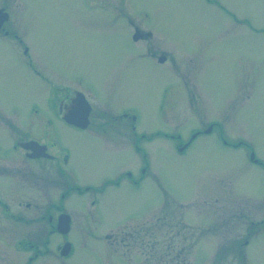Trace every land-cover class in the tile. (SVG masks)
<instances>
[{
  "label": "rangeland",
  "instance_id": "374dc122",
  "mask_svg": "<svg viewBox=\"0 0 264 264\" xmlns=\"http://www.w3.org/2000/svg\"><path fill=\"white\" fill-rule=\"evenodd\" d=\"M0 8L10 15L9 37L0 41V143L16 128L42 143L53 135L69 147L74 176L68 180L51 161L25 166L42 171L53 193L67 183L82 188L54 203L72 219L71 254L58 259L54 242L64 239L44 243L55 228L47 216L57 213L36 185L13 175L6 198L13 212L20 200L40 203L41 212L26 215L44 219L26 226L0 211V235L2 226L10 235L0 239V264H183L189 252L191 264H264V0H0ZM131 21L151 32L149 40L133 41ZM24 45L39 76L24 66ZM150 48L162 49L166 63L147 57ZM68 80L92 87V105L105 106L109 122L114 111L132 108L134 134L145 135L139 149L126 129L129 147L112 152L58 123L49 136L32 105L45 118L50 85ZM194 130L201 133L179 153ZM4 159L14 170L24 153ZM119 176L122 187H108L90 207L103 180ZM131 178L140 181L137 190ZM9 181L0 174V190ZM121 231L123 242L114 236ZM21 236L39 244V257L15 250ZM126 252L128 260L119 256Z\"/></svg>",
  "mask_w": 264,
  "mask_h": 264
},
{
  "label": "flooded vegetation",
  "instance_id": "af4514ba",
  "mask_svg": "<svg viewBox=\"0 0 264 264\" xmlns=\"http://www.w3.org/2000/svg\"><path fill=\"white\" fill-rule=\"evenodd\" d=\"M0 9L4 10V8H0ZM8 16H9L8 20L5 21L4 24L0 26V34L2 33L3 34L2 36H4L3 38H1L0 36V41H2V39H6L9 37L8 31L4 29V25L7 22L9 23L10 21L9 13ZM131 22L133 28V35L136 32L138 35L136 43L144 40H149L147 38L151 37V32L141 29L139 28L140 25L135 24L133 21ZM23 47L24 49L22 53L24 55L22 54L23 56L22 59L26 70H28L34 76L37 75L39 76L40 75L39 72L35 69V67L32 64V61L28 57L27 54L28 48L25 45ZM146 55L147 57L151 58L153 61L158 62L160 64H165L168 59L165 53L162 51V49L161 52H159L158 54V52L155 49L150 48L147 50ZM162 57L164 58V60L160 61ZM63 85L65 86L61 87L56 84H51L50 89L47 90L46 98H45L46 105L44 107L45 109L43 110L45 118H43L41 114H38L37 110L39 106L32 105L33 113L31 115L36 116V118H41L45 120L43 122L42 127L47 129V131L49 132V136L52 135L51 131H53L54 127L58 123L59 126L62 125L71 130H75L78 133L87 135L90 138L89 139L90 142H96V141L100 142L101 150L104 151L108 149L110 152H112V151H116L119 148H120L119 150H121L123 149V147H129L127 138L126 141L125 137L121 135V132L124 129H126L125 134L127 131H130L131 137H133L130 142L132 149L133 150L139 149L138 140L140 137L144 138L145 135L137 136L134 134L135 132L138 131V118L136 117V114L132 112L133 111L132 108H123L114 111L113 114L110 116L111 121L109 122L106 119L107 110L105 106L99 104L97 107H94L92 105V103H94L96 106L97 98L96 96H93L90 93V91H92L91 86L89 85L85 86L80 84L79 82H73L70 80L66 81V84ZM49 111H53L52 115L55 120L50 118L51 116L49 115ZM212 127L213 126L208 127L207 130H205V133H210L212 131ZM13 130H14L12 131L13 134L10 135L9 138L7 139V144L4 146L3 144L0 143V159H1L0 174L6 175V177L10 179V181L6 183L7 186L5 188L2 187L0 190V211L2 212V215L5 216L6 220H12L18 223H25L26 226H31L32 224L36 225L37 223H40L44 219L43 213H40L39 216L37 214L34 219L30 220L28 215H26V211H31V209H33L36 213L41 212L43 210L42 204L40 203L33 204V208H32V202L31 203L22 202L20 200L17 203V206L19 207L18 209L19 211L16 210L15 212H13L11 205L6 199L8 198V196H10L8 190H12L10 187H8V185L11 184L10 182L12 179H15L13 175H15L17 178L21 180L20 183L26 184V182H29L31 184L36 185L32 188L36 191L35 194L37 195V197L39 199L44 198L45 200L49 201L48 205H50V207L52 208L50 210L57 213L55 217L52 215V213L48 214L47 216V221L49 222V225L51 227L54 226L55 228L49 230V235L46 236L44 243L47 246L48 244L52 243L54 237L58 235V237L61 236L64 239L63 241L64 244V242H68L67 237L72 229V222H70V229L67 233L61 234L58 231L59 216L65 213V211L54 206V203L56 202L61 192L62 194L60 195V197L63 200L70 195V192L74 193L75 189H77V191L80 193L81 189L79 186L75 187L73 183H67L69 188H66L62 191L57 189L55 193H53L52 190L54 188V185L53 187L52 185L50 186L45 185V182L47 180L46 175L42 171L35 172L32 166H30V168H27L24 162L26 161L32 162V164H34L33 167L37 169V167L44 161H51L55 163L53 167L57 168L58 173H62L69 180V177L74 176V170L71 168V151L68 146L64 145L62 142H59L58 140L53 138V135L51 136L52 139H49V142L42 143L35 139H27L25 135L26 129L20 130L16 128ZM199 133L201 132L198 130L193 132L192 134L193 137L188 142H185L182 145V146L187 145V147H185V150L193 144L194 140H196V137ZM14 134L16 135L13 136ZM155 134H159V133H155ZM177 139L180 140V137H177ZM59 140L61 139L59 138ZM30 142L38 143L40 147L35 148V150L31 148H27V145ZM9 143L10 145L8 148L7 146ZM181 147H178L177 149L179 150ZM19 150L23 151L24 160L23 162L19 161L17 163V167H15L14 170L11 167H9L7 164H2L5 162L4 157L9 156L11 153L18 152ZM185 150H183V152ZM252 162L255 164L260 163L259 161H255V160H253ZM128 181L130 188L132 190H137L140 187V181L134 180L132 178L128 179ZM51 182L52 181L50 180L49 184ZM121 185H122V180L120 176L115 180H113V178H108V180H103L102 187L96 193L92 194V197H94V199L91 200L90 205L95 206L97 198L99 199L100 196L105 197L107 195L108 187H112L113 189L117 190L122 187ZM44 188L49 189L50 196L47 193L44 194V192L40 190ZM33 189H31L32 192H34ZM20 198H22V195ZM100 204L101 203L99 201L98 206ZM20 209H22V212L24 213H19ZM23 217L25 220L23 219ZM2 227L5 233L3 235H0V239L3 237L4 238L6 237L8 239L10 235L7 234L6 228L4 226ZM42 232L43 231L40 230V233ZM123 232L124 231H121V235H114V234L113 235L116 237H120L119 241L123 242L125 241V239L128 238V234H123ZM27 236L18 237L15 243L20 244L19 248L21 249L24 250L26 249L31 253L35 252V258L39 257L41 254L39 253L40 251L39 244L34 242L33 240H26ZM39 236L41 237L42 234H39ZM141 237H142L141 240L144 241L145 236H141ZM56 242L58 243L57 240H55L54 243ZM60 247L61 246L59 247L57 246V250ZM130 253L132 252L122 253V255L119 256L124 258L125 260H128L132 255ZM139 255H141L142 258H145L143 250L142 253ZM30 260H32V257H30Z\"/></svg>",
  "mask_w": 264,
  "mask_h": 264
},
{
  "label": "water",
  "instance_id": "95a60500",
  "mask_svg": "<svg viewBox=\"0 0 264 264\" xmlns=\"http://www.w3.org/2000/svg\"><path fill=\"white\" fill-rule=\"evenodd\" d=\"M1 14V13H0ZM6 20V15H0V25ZM164 59H161V61H163ZM37 147H40V145H38L37 143L35 142H30L28 143L27 145V148H31V149H34L37 148Z\"/></svg>",
  "mask_w": 264,
  "mask_h": 264
}]
</instances>
